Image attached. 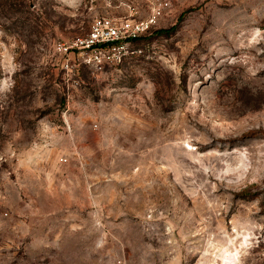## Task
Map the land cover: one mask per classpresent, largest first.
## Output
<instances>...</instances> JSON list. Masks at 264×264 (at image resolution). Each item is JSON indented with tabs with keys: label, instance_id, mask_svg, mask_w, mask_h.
<instances>
[{
	"label": "rangeland",
	"instance_id": "374dc122",
	"mask_svg": "<svg viewBox=\"0 0 264 264\" xmlns=\"http://www.w3.org/2000/svg\"><path fill=\"white\" fill-rule=\"evenodd\" d=\"M0 264H264V0H0Z\"/></svg>",
	"mask_w": 264,
	"mask_h": 264
},
{
	"label": "built area",
	"instance_id": "2783aa9c",
	"mask_svg": "<svg viewBox=\"0 0 264 264\" xmlns=\"http://www.w3.org/2000/svg\"><path fill=\"white\" fill-rule=\"evenodd\" d=\"M150 23V21H144L132 24L128 19L118 21L97 17L93 20L91 28L84 38L73 40L67 44H58L56 50L59 53H66L81 47L88 52L85 62L99 66L105 61H109L112 51L119 48V44H113V42L127 41L138 36L149 28Z\"/></svg>",
	"mask_w": 264,
	"mask_h": 264
},
{
	"label": "trees",
	"instance_id": "16d2710c",
	"mask_svg": "<svg viewBox=\"0 0 264 264\" xmlns=\"http://www.w3.org/2000/svg\"><path fill=\"white\" fill-rule=\"evenodd\" d=\"M167 31H168L167 29H166V30H161V32H167ZM139 37H140V36L132 37V38L128 39V41H129V40H130V41H135V40H137ZM113 44H119V42L115 41V42H113Z\"/></svg>",
	"mask_w": 264,
	"mask_h": 264
}]
</instances>
